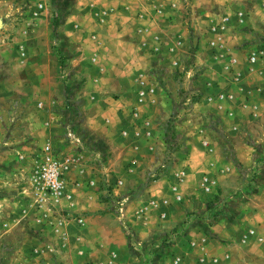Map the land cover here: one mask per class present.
<instances>
[{"label": "rangeland", "instance_id": "374dc122", "mask_svg": "<svg viewBox=\"0 0 264 264\" xmlns=\"http://www.w3.org/2000/svg\"><path fill=\"white\" fill-rule=\"evenodd\" d=\"M197 25L218 27L199 51ZM179 38L201 74L185 84ZM124 50L139 72L118 118L97 91ZM154 59L156 85L188 91L173 112L148 99ZM51 164L62 192L37 194ZM0 264H264V0H0Z\"/></svg>", "mask_w": 264, "mask_h": 264}, {"label": "crops", "instance_id": "0c3cea01", "mask_svg": "<svg viewBox=\"0 0 264 264\" xmlns=\"http://www.w3.org/2000/svg\"><path fill=\"white\" fill-rule=\"evenodd\" d=\"M229 13V9L228 8H226V11L224 12V13H222V14H228ZM212 26V25H211ZM210 25H207L206 27L207 28H204L203 27V25H201V26H198L197 25V27H198V29H196V30H198L197 32H196V41H195V47H196V49H197V51H199L200 50V47H202L201 46V43H202V40H203V37H204V31L203 30H206V32H207V35H206V37L208 38V40H215V39H217V35H218V32H217V29H218V27H217V25H213L212 27H211ZM225 26V25H224ZM232 30L234 31V33H232L231 34V37H233L234 36V38L231 40V43L233 44L232 46L230 45L229 47H228V50H231V51H234V52H236V49H238L239 48V44L241 43V38H240V36H239V34H240V32L235 28V27H233L232 28ZM220 37H222V35L220 34L219 35ZM251 36V35H250ZM182 38V37H181ZM181 38H179V44H180V46H179V49L176 51V54L178 53V52H180L178 55H177V62H180V65H182V64H184L185 63V65L183 66V67H185V72H183V73H181V75H180V79L181 78H183L184 79V84L185 83H187V81L189 82V80L190 79H195L196 80V78L198 79V76L199 75H201V74H199V72H197L196 70H195V74H197V75H195V74H193V76H191V73L189 72V70L187 69L188 67H187V65L186 64H188V61H191V60H193V59H191L192 58V56H193V52L194 51H191V53H189V54H187L186 52L187 51H183L184 50V42H185V40L184 41H181L182 39ZM240 38V39H239ZM250 40V42H256V39H249ZM123 42L126 44L127 42L125 41V40H123ZM215 43V42H214ZM218 42L216 41V43L215 44H217ZM230 43V44H231ZM124 46H126V47H128V45H124ZM227 48V47H226ZM195 49V50H196ZM214 49H219V46H215V48ZM225 49V48H224ZM214 51H213V49L211 50V54H210V62H211V64H215V63H219L218 61H219V59L217 58V56H214V53H213ZM233 52V53H234ZM128 53H129V50H124L123 51V55H124V58L123 59H119L118 61H119V65H118V67H116L114 70L116 71V73H118V75L116 76H114V77H106V78H103V81H106V82H108V80H114L113 81V84H116V87H114V88H110V87H107V88H105V89H100V87H99V91H97V96H98V94H103V96L104 97H110V96H113L112 98H106V100H108L109 101V103H111L112 105H106V107L104 108V111L106 112V113H113L114 115H118L117 117L118 118H120L121 116L122 117H124L125 115V113H128L129 112V110H130V108L128 109L127 108V106L129 107V102H128V100H127V97L131 94V95H133V96H135V98H136V89H137V83L135 82V77H137V73L136 72H139L138 70V67L136 66V63H138L139 62V60L138 59H128ZM228 54H229V52H228ZM228 54H225L224 53V60L225 61H227V62H229V58H231L230 57V55H228ZM185 55H187V56H185ZM234 55H236L235 53H234ZM180 56H183L184 57V59H181V57ZM237 56V55H236ZM179 57H180V59H179ZM200 59H201V57H200ZM238 59V58H237ZM236 59V60H237ZM80 60H82V59H80ZM198 60V59H197ZM136 62V63H135ZM163 62H164V64L166 65V64H168V62H170V59H163ZM132 64V65H131ZM197 64H199V63H197ZM156 66H157V62L155 61V59H154V61H152V63L150 64V67H149V69L150 68H152L153 69V74H152V76H154L153 78H154V83H151L152 84V91L151 92H149V94H148V99L151 101H153V102H155L156 103V100H157V97H161L162 96V98H163V102L165 103V112H173L174 110H176V106H174V103H175V99H176V97H179V98H183V97H186V95H187V93H188V91H187V89H185L183 86L178 90V93H177V91L176 92H172V88H170V86H169V84L167 83L168 82V80L169 79H171V76H170V74H166V72H165V70H167V68H168V66H165L164 67V72H165V74H164V76H163V82H162V85H159V83H160V79L159 80H157V81H159V83L156 85V79H155V69H156ZM200 65H198V67H199ZM200 68V67H199ZM198 68V69H199ZM152 70H150V72H151ZM141 72V71H140ZM182 72V71H181ZM136 73V74H135ZM211 73V75L210 76H213L214 75V73H213V71H211L210 72ZM208 77H209V75H208ZM208 77H205V78H207L208 79ZM99 78V81H100V83L102 82V78L101 77H98ZM115 78H118L117 79V81H116V79ZM213 78V77H212ZM182 80V79H181ZM186 81V82H185ZM108 84V83H107ZM207 84L209 85V90L206 92V93H208L209 94V91L211 90V92H212V90H213V85H215L214 84V82H213V80H211V81H206V86H207ZM103 85V83H101V86ZM184 89V90H183ZM186 91V92H185ZM116 93V94H115ZM177 93V94H176ZM203 91H200L199 92V94H201L200 95V97L199 98H197V102H196V104H193L192 103V101H190L189 103H190V105L189 106H183V105H181V109L182 110H184L185 112H187V110H189V111H191V110H193V108H195L196 110L197 109H202L203 107H204V105L202 104L203 102H202V99H203ZM175 95H176V97H175ZM114 96H117V97H115V99H114ZM211 97H213V96H211ZM190 99V98H189ZM198 100H200L199 102H198ZM135 100L133 99V102H134ZM132 104V103H131ZM152 105V104H151ZM154 105V104H153ZM138 107H139V105H137ZM207 108V107H206ZM208 108H209V106H208ZM208 108L206 109V110H208ZM106 109V110H105ZM137 109V113H141V112H143V111H141V109H139V108H136ZM211 109V108H210ZM143 110V109H142ZM203 110V109H202ZM212 110H213V108H212ZM153 114L154 113V111H150L149 112V114ZM148 116H150V115H148ZM131 118V120L133 121V122H135L136 124H138L139 123V126H136V127H140V125H141V117H140V115H139V117H137V118H134V119H132V116H130ZM174 119H175V117L174 118H172V121H174ZM168 121L169 120H167V122H166V124L168 125ZM122 123L124 122V123H128V122H130L129 120H127L126 118H124V120L123 121H121ZM121 122H120V124H121ZM148 125L150 126V125H152L153 126V124L154 123H157V120H156V116L155 115H153V117H151V118H148ZM172 126V125H171ZM120 139V138H119ZM113 142H115V143H117L118 142V140L117 139H113V140H111L110 141V144H112ZM102 145V143H100V144H98L97 146L98 147H100ZM109 146H111V145H109ZM98 147H95V151L97 152V155L101 158V156H102V158H107L108 159V161H107V164L108 163H110L111 162V156H113V154H111V156L110 157H107V156H105V152H104V150H103V146L100 148V149H98ZM90 148H92V147H90ZM108 150V149H107ZM93 155L95 156V154L93 153ZM115 158H117L116 157V155L114 156ZM113 157V158H114ZM136 160H134V159H132V161H136L137 162V158H135ZM189 168H191V166H189ZM133 170H135V169H132L131 167H129L128 168V171L129 172H133ZM129 172H127V175H130V174H128ZM189 172V174H191V171H188ZM119 172H117V171H115V176H117V177H121V176H123L122 174H118ZM132 174V173H131ZM228 220H231V219H228ZM218 225H219V223H218Z\"/></svg>", "mask_w": 264, "mask_h": 264}, {"label": "built area", "instance_id": "2783aa9c", "mask_svg": "<svg viewBox=\"0 0 264 264\" xmlns=\"http://www.w3.org/2000/svg\"><path fill=\"white\" fill-rule=\"evenodd\" d=\"M250 59L256 60V55H250ZM34 183L37 194L39 190H50L54 194H60L63 187L61 170L56 164L45 166L35 173Z\"/></svg>", "mask_w": 264, "mask_h": 264}]
</instances>
